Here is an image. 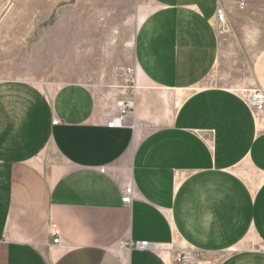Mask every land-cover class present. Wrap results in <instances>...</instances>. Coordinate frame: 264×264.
Returning a JSON list of instances; mask_svg holds the SVG:
<instances>
[{
  "label": "crops",
  "instance_id": "obj_1",
  "mask_svg": "<svg viewBox=\"0 0 264 264\" xmlns=\"http://www.w3.org/2000/svg\"><path fill=\"white\" fill-rule=\"evenodd\" d=\"M151 1L133 125L109 128L116 107L84 83L0 80V264H176L186 249L264 264V109L245 94L264 91V49L238 87L214 84L221 0Z\"/></svg>",
  "mask_w": 264,
  "mask_h": 264
},
{
  "label": "rangeland",
  "instance_id": "obj_2",
  "mask_svg": "<svg viewBox=\"0 0 264 264\" xmlns=\"http://www.w3.org/2000/svg\"><path fill=\"white\" fill-rule=\"evenodd\" d=\"M221 2L229 26L209 80L238 87L264 49V0ZM154 9L151 0H0V80L52 88L81 82L106 109L116 107L137 90L136 36ZM179 101H167L161 124L171 120ZM208 261L217 264L218 258Z\"/></svg>",
  "mask_w": 264,
  "mask_h": 264
},
{
  "label": "built area",
  "instance_id": "obj_3",
  "mask_svg": "<svg viewBox=\"0 0 264 264\" xmlns=\"http://www.w3.org/2000/svg\"><path fill=\"white\" fill-rule=\"evenodd\" d=\"M217 20L221 25H226L228 23V16L225 8L220 7L217 13ZM135 96L136 90L132 93V96L127 97L123 101L116 104V112L109 116V119L106 125L109 128H123L127 127L132 123L133 120V113L135 110ZM248 103L253 106L257 110L264 109V91L261 89H255L248 91L247 96ZM58 124V121L54 122ZM102 171H105L103 169ZM135 189L134 186L131 184L124 188L123 190V198L122 202L125 205H131L134 199ZM51 233L55 236L54 242L56 244H60L62 242V238L59 232V229L56 225L51 226ZM139 249H153L158 248L157 245L147 242L141 241L131 244ZM165 248V247H164ZM261 251L264 252V246L261 248ZM176 264H210V262L206 259L203 252L197 249H186L175 256Z\"/></svg>",
  "mask_w": 264,
  "mask_h": 264
}]
</instances>
